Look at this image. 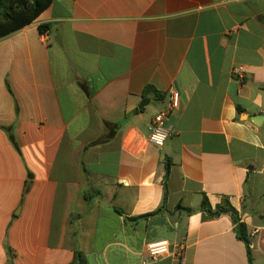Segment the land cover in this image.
I'll return each instance as SVG.
<instances>
[{
	"label": "crops",
	"instance_id": "1",
	"mask_svg": "<svg viewBox=\"0 0 264 264\" xmlns=\"http://www.w3.org/2000/svg\"><path fill=\"white\" fill-rule=\"evenodd\" d=\"M165 189L158 214L127 221ZM203 197L235 209L250 263ZM159 242L182 244V263L150 260ZM75 250L85 264H264V0H52L0 38V264H77Z\"/></svg>",
	"mask_w": 264,
	"mask_h": 264
},
{
	"label": "trees",
	"instance_id": "2",
	"mask_svg": "<svg viewBox=\"0 0 264 264\" xmlns=\"http://www.w3.org/2000/svg\"><path fill=\"white\" fill-rule=\"evenodd\" d=\"M52 0H0V38L11 34L24 26L32 23L50 4ZM46 26H40L39 31L44 32ZM151 90L150 87H147L146 91ZM108 126V124L106 125ZM110 134H105L101 139H99L96 143L104 142L108 139ZM168 174V167L166 168V175ZM92 195L90 192L84 195V199L88 202L91 199ZM166 200V189L163 194L162 204L159 209L152 213H148L142 215L137 218L127 219V221H134L138 219H147L156 214H158L162 210V205H164ZM178 209L182 210L185 214L193 213L191 209H184L178 207ZM200 211L207 213L210 216H218L221 213L228 212L231 214L233 218V222L236 224L238 237L245 243L248 261L251 262L250 258V247L249 241L246 235V229L244 224L239 222V217L237 212L228 202H223V204L218 205L215 209H212L207 201L206 197H203L201 206L199 208ZM75 261L77 264H85V261L78 250H75Z\"/></svg>",
	"mask_w": 264,
	"mask_h": 264
},
{
	"label": "built area",
	"instance_id": "3",
	"mask_svg": "<svg viewBox=\"0 0 264 264\" xmlns=\"http://www.w3.org/2000/svg\"><path fill=\"white\" fill-rule=\"evenodd\" d=\"M233 78L237 81H242L249 76L246 67L239 65L232 69ZM179 93L175 89L168 92L167 102L165 106L152 118L149 127V136L147 142L155 147H162L170 133L166 128L165 122L173 113L179 108ZM147 256L150 260H157L164 257L172 256L176 258L179 263H182L183 250L182 244L171 245L167 242H159L148 244L145 248Z\"/></svg>",
	"mask_w": 264,
	"mask_h": 264
},
{
	"label": "water",
	"instance_id": "4",
	"mask_svg": "<svg viewBox=\"0 0 264 264\" xmlns=\"http://www.w3.org/2000/svg\"><path fill=\"white\" fill-rule=\"evenodd\" d=\"M146 103H147V100H143L142 102H141V104L139 105V109L140 108H142L143 106H145L146 105Z\"/></svg>",
	"mask_w": 264,
	"mask_h": 264
}]
</instances>
